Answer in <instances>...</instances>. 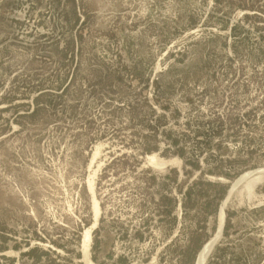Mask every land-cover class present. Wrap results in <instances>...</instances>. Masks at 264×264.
I'll use <instances>...</instances> for the list:
<instances>
[{
	"label": "rangeland",
	"instance_id": "1",
	"mask_svg": "<svg viewBox=\"0 0 264 264\" xmlns=\"http://www.w3.org/2000/svg\"><path fill=\"white\" fill-rule=\"evenodd\" d=\"M211 239L203 264H264V0H0V264Z\"/></svg>",
	"mask_w": 264,
	"mask_h": 264
},
{
	"label": "bare ground",
	"instance_id": "2",
	"mask_svg": "<svg viewBox=\"0 0 264 264\" xmlns=\"http://www.w3.org/2000/svg\"><path fill=\"white\" fill-rule=\"evenodd\" d=\"M154 159H155L154 156L151 157L150 158L151 162ZM262 178H263V174L262 175H258L257 177H254L253 179H250V178L247 177V179L244 180V183H245L244 185H245L248 193H251L254 184L257 181L261 180ZM237 182H239V181H237ZM89 187L91 189V183H89ZM222 207H223V205H222ZM222 207H221V211H222ZM99 213H100V208H99L98 202L93 198L94 224H96V222H97V218L99 216ZM221 217H223V211H222V213H219L220 221L222 219ZM89 241H90V230H86L84 232V237H83V248H84V250L87 249V245H88ZM214 243H215V240L214 239H211L210 241H208L207 243H205L203 249L199 253L198 260H197L198 261L197 264H203L205 262L206 258L208 257V255L211 252V249H212ZM88 264H91V263L88 261Z\"/></svg>",
	"mask_w": 264,
	"mask_h": 264
}]
</instances>
